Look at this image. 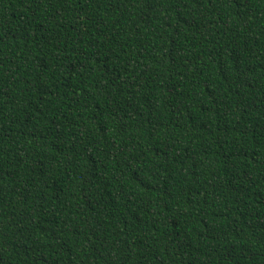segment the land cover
Returning <instances> with one entry per match:
<instances>
[{
	"label": "trees",
	"instance_id": "obj_1",
	"mask_svg": "<svg viewBox=\"0 0 264 264\" xmlns=\"http://www.w3.org/2000/svg\"><path fill=\"white\" fill-rule=\"evenodd\" d=\"M0 264H264V0H0Z\"/></svg>",
	"mask_w": 264,
	"mask_h": 264
}]
</instances>
